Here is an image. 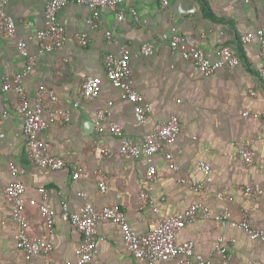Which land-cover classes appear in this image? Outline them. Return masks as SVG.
I'll return each mask as SVG.
<instances>
[{
  "label": "crops",
  "instance_id": "1",
  "mask_svg": "<svg viewBox=\"0 0 264 264\" xmlns=\"http://www.w3.org/2000/svg\"><path fill=\"white\" fill-rule=\"evenodd\" d=\"M45 2L10 0L3 6L17 36L26 37L41 27ZM118 7L124 14L122 21L104 10L98 26L90 28L86 23L87 8L73 2L66 4L58 11V20L65 28L67 41L61 48L38 56L33 70L23 78L29 98L43 83L53 87L58 97L49 108H71L69 121L50 125L39 137L47 144L49 153L63 157L71 167L86 169L77 179L71 177V167L42 171L27 159L22 116L14 110L15 92L1 90L4 77L19 73L25 63L16 52L14 40L0 33V264L75 260L82 236L58 215L53 230L45 228L38 208L29 203L30 199L41 201L40 188L47 190V202L56 211L62 199L70 211L78 210L84 200L96 208L117 203L137 233L148 231L156 216H166L201 201L211 216L198 218L178 230L176 241H193L197 253L219 264L220 254L214 244L221 239L227 247V264H255V261L264 264L262 242L212 217L226 211L230 213L229 221L237 220L243 208H247L254 224L264 231V118L242 115L243 111L250 114L264 111V84L258 77V68L264 61L259 56L256 36L247 42L240 38L257 29L264 32V0H169L164 7L159 0H120ZM132 9L136 18L130 14ZM106 31L110 32V39ZM81 32L87 35L85 46L73 40V35ZM173 34L182 35L188 46L202 49L210 59L216 58L220 42L227 43L235 47L240 61L232 69L222 64L213 74L204 76L178 52L170 51L168 43ZM144 41L153 44L149 56L139 53ZM120 46H126L131 54L129 79L142 94V100L151 106L141 125L133 123L132 103L121 99L119 90L105 77L102 56L117 52ZM28 47L30 52H36L34 42ZM88 76L100 78L99 93L92 100H80L81 84ZM75 101L79 103L73 107ZM97 109L106 111L103 124L109 120L121 125L120 136H112L106 129L95 131ZM171 113L179 117L180 132L174 143L165 144L161 152L153 155L156 176L146 181L142 158L123 160L119 156L120 139L139 140L156 121L167 119ZM88 121L93 124L89 130ZM103 147L108 153L102 152ZM241 147L254 152L251 164L243 162ZM166 153L171 157L166 158ZM170 161L180 166L178 172L169 169ZM199 161L209 166L207 175L198 169ZM10 163L17 166L18 178L25 184L30 232L44 236L52 244L47 254L29 260L15 248L12 238L15 222L2 195L10 180ZM180 176L196 178L207 188L193 192L178 181ZM99 180L106 184L103 192L98 189ZM246 185L261 192L248 194L244 191ZM142 190L155 201L156 212L148 206L140 207ZM218 192L223 196L218 197ZM96 229V252L85 264L134 263L116 224L99 220ZM153 264L179 263L173 258Z\"/></svg>",
  "mask_w": 264,
  "mask_h": 264
},
{
  "label": "built area",
  "instance_id": "2",
  "mask_svg": "<svg viewBox=\"0 0 264 264\" xmlns=\"http://www.w3.org/2000/svg\"><path fill=\"white\" fill-rule=\"evenodd\" d=\"M10 0H0V33L7 39L14 40L16 52L24 60V68L16 74L4 77L1 84V90L8 92L14 91L16 102L14 110L22 116L21 131L24 140V151L27 159L35 167L42 171L61 170L71 167L67 161L59 156L49 153L47 144L44 143L39 135L42 130L53 124H62L69 121L71 108H49L52 103L58 100L56 91L53 87L46 84H39L32 98H29L23 84V78L34 68L38 56L47 54L61 48L67 41V35L64 26L58 20V11L69 2L85 6L89 12L86 23L90 28L98 26L101 14L107 10L114 14L118 21H122L124 14L119 10L120 0H46L44 4L42 25L34 33L22 37L16 35L15 26L4 11L3 6ZM161 6H166L169 0H159ZM130 14L136 18L135 10ZM105 35L111 38L110 32ZM253 36L259 40V56L264 61V32L257 29L254 32H247L241 35V41L247 42ZM73 40L81 46L87 43V35L84 32L73 35ZM36 44V52L29 51V43ZM172 53L178 52L183 60L190 61L193 68L204 76L214 73V71L224 64L232 69L239 63V56L235 47L220 42L217 48V56L210 59L205 52L197 47L188 46L185 38L180 34H173L168 43ZM139 53L142 56H149L153 53V44L144 41L139 47ZM131 54L126 46H120L117 52H107L102 56L105 77L111 86L119 90V97L132 103V115L134 125H141L147 119L151 106L142 100V94L134 87L129 79ZM258 77L264 84V63L258 68ZM101 80L98 76L86 77L80 90V100H92L97 97L100 89ZM79 101L73 102L72 106H78ZM106 111L97 109L95 111L94 129L96 132H102L106 129L112 136H120L122 127L120 124L106 120ZM242 115H250L253 118H264V111L250 114L243 111ZM180 132L179 117L176 113H171L167 119L156 121L149 131L142 134L139 140H133L121 137L118 145V154L123 160H132L142 158L145 165L146 181H150L156 176V168L152 163L154 154L161 152L165 144H172ZM102 152L108 153V149L103 147ZM239 153L246 165L251 164L254 152L247 147H241ZM170 158V154H165ZM170 170L178 172L180 166L174 162H168ZM198 169L205 175L209 172V166L199 161ZM10 180L3 187L2 195L6 205L9 208L11 218L15 222L13 232V242L15 248L19 250L25 260L31 259L35 255L47 254L52 249V244L41 235H33L30 232L28 217L25 211L27 200L24 196L25 184L18 178V168L15 164L8 165ZM71 177L79 178L85 174L86 169L83 166H72ZM209 180V177L207 178ZM178 181L187 186L193 192L200 193L204 190V183L196 178L180 176ZM98 189L103 192L106 188L104 180H99ZM41 201L33 199L29 203L36 205L42 217L43 224L48 231L54 228L55 217L58 215L62 220L68 222L82 236L75 252V260L69 259L62 261H47L44 264H85L94 257L96 252V225L99 220H106L116 224L122 233V238L126 249L134 258L132 264H153L156 261L169 260L177 258L179 264H213L209 257L197 253L194 249V243L191 240L177 242L175 234L181 228L195 222L198 218L210 217L209 208L201 201H195L182 210H174L166 216H156L155 224L144 233L135 232L127 223L123 210L117 203L105 205L100 208L94 207L90 202L84 200L80 208L76 211H70L67 208L66 200L59 202L60 208L56 211L48 202V192L45 188L39 189ZM244 191L248 194L260 193L261 190H252L250 186H244ZM82 198H85L83 192H79ZM218 197L223 194L218 192ZM140 207H150L156 212L157 207L153 199H149L147 192L139 193ZM216 221L228 222L232 226L239 228L249 235L250 238L259 240L264 245V231L254 224L249 210L243 208L241 216L237 220L229 221L230 213L223 212L212 216ZM214 249L220 254L219 264H227V247L217 239ZM255 264H263L261 261H255Z\"/></svg>",
  "mask_w": 264,
  "mask_h": 264
},
{
  "label": "water",
  "instance_id": "3",
  "mask_svg": "<svg viewBox=\"0 0 264 264\" xmlns=\"http://www.w3.org/2000/svg\"><path fill=\"white\" fill-rule=\"evenodd\" d=\"M92 125H93L92 122H91V121H88V122H87V125H86L87 130H89V128H91Z\"/></svg>",
  "mask_w": 264,
  "mask_h": 264
},
{
  "label": "trees",
  "instance_id": "4",
  "mask_svg": "<svg viewBox=\"0 0 264 264\" xmlns=\"http://www.w3.org/2000/svg\"><path fill=\"white\" fill-rule=\"evenodd\" d=\"M240 43V41H238Z\"/></svg>",
  "mask_w": 264,
  "mask_h": 264
}]
</instances>
